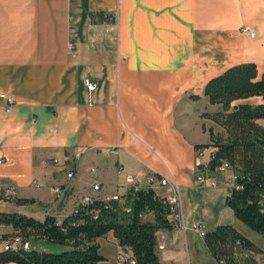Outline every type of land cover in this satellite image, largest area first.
I'll return each instance as SVG.
<instances>
[{
  "label": "crops",
  "instance_id": "crops-1",
  "mask_svg": "<svg viewBox=\"0 0 264 264\" xmlns=\"http://www.w3.org/2000/svg\"><path fill=\"white\" fill-rule=\"evenodd\" d=\"M245 62L264 72V0H0V94L15 100L6 112L0 98V212L60 221L84 197L125 194L126 175L152 174L178 184L185 224H231L264 254V242L225 203L228 178L206 169L210 150L196 149L210 144V128L223 132L205 117L221 111L205 84ZM199 174L217 185H199ZM12 232L0 225V237ZM158 234L166 239L161 262L217 264L197 233ZM96 242L105 258L98 264H122L112 232Z\"/></svg>",
  "mask_w": 264,
  "mask_h": 264
},
{
  "label": "trees",
  "instance_id": "trees-1",
  "mask_svg": "<svg viewBox=\"0 0 264 264\" xmlns=\"http://www.w3.org/2000/svg\"><path fill=\"white\" fill-rule=\"evenodd\" d=\"M204 96L221 111L205 117L219 125L222 133L209 129L210 144L196 149H209L211 156L206 169L214 171L222 161L231 164L238 174L240 189L226 198V205L237 220L264 238V102L241 103L236 100L261 97L264 100V72L257 65L245 62L225 69L205 84ZM197 99L198 96H193ZM5 200L12 196L4 195ZM34 199L19 198L17 204L34 203ZM75 208V210H74ZM71 214L58 221L48 215L43 221L17 212H0V225L12 229L11 235L30 240H45L60 244L61 252L14 250L0 252V263L15 264H98L104 260L97 238L112 232L121 246L130 249L136 264H177L161 262L158 256L157 232L173 225L168 221L166 197L152 187L128 189L119 200L90 197L87 204L77 202ZM153 219L147 220L146 215ZM205 244L217 263L261 264L260 252L254 244L231 224H222L207 231Z\"/></svg>",
  "mask_w": 264,
  "mask_h": 264
},
{
  "label": "built area",
  "instance_id": "built-area-1",
  "mask_svg": "<svg viewBox=\"0 0 264 264\" xmlns=\"http://www.w3.org/2000/svg\"><path fill=\"white\" fill-rule=\"evenodd\" d=\"M242 32L248 34L249 36H254V31L249 27H243ZM85 85L88 88L89 91L94 90L95 83H93L90 80H85ZM0 98H2L5 101L4 109L6 112H10L13 106L15 105V100L12 95L8 93H1ZM115 149L111 148V151L113 152ZM87 149L80 150L77 153V157L80 156V153L86 152ZM204 150H198L197 153L199 156L203 155ZM211 156V153H209V157ZM2 159H0V162ZM57 160H54L56 162ZM121 170H119L118 173H120ZM91 172H95L94 168L91 169ZM214 172L220 175H225L228 178L229 186L226 191V198L230 197L232 192L234 190L240 189V185L238 183V174L233 170L231 164L227 161H222L220 164H218ZM73 176V172L69 171L67 173V177L71 178ZM195 180L199 185L207 186V187H215L217 185L216 180L212 178L209 175L206 174H199L196 176ZM37 184L36 182H34ZM161 185V186H167L169 185L171 187V193L166 197L167 202L169 204V214H168V221L173 225V227L180 229L183 232H186L188 230H191L195 233H197L201 238L205 237L206 234V228L203 224L198 222H193L190 225L185 224L184 218H183V208H182V202H181V196H180V190L179 186L176 182H171L170 180L166 178H159L155 175H148L143 181L136 180L131 175H126L124 177V186H127L128 189H134L137 190L140 187H152L154 185ZM94 190H99V184L95 183L93 185ZM55 193H60V188H57L54 190ZM121 196L115 194L110 195L107 197H104L106 201L113 199V200H119ZM90 201V197H84L80 199L78 202L87 204ZM75 210V208H74ZM157 242V248H163L166 245V239L163 234H158L156 238ZM30 250L31 249V240L25 239L20 235H13L7 239H0V252L3 251H14V250ZM119 259L121 260L122 264H136L135 258L133 257L130 249L126 246H122V249H120L118 253ZM258 261L261 264H264V257L258 256ZM222 262H219L217 264H221Z\"/></svg>",
  "mask_w": 264,
  "mask_h": 264
},
{
  "label": "rangeland",
  "instance_id": "rangeland-1",
  "mask_svg": "<svg viewBox=\"0 0 264 264\" xmlns=\"http://www.w3.org/2000/svg\"><path fill=\"white\" fill-rule=\"evenodd\" d=\"M216 108H218L219 106H215ZM263 127H264V120H263ZM256 234V233H254ZM257 236H259V238L264 242V238L258 234H256ZM31 247L37 251H41V250H48L50 252H61L63 247L60 244L57 243H52V242H48L45 240H31Z\"/></svg>",
  "mask_w": 264,
  "mask_h": 264
}]
</instances>
